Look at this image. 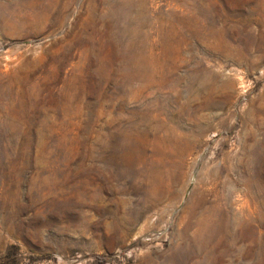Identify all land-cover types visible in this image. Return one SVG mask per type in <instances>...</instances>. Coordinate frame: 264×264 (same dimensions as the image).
I'll use <instances>...</instances> for the list:
<instances>
[{"label":"rangeland","instance_id":"obj_1","mask_svg":"<svg viewBox=\"0 0 264 264\" xmlns=\"http://www.w3.org/2000/svg\"><path fill=\"white\" fill-rule=\"evenodd\" d=\"M0 264H264V0H0Z\"/></svg>","mask_w":264,"mask_h":264}]
</instances>
